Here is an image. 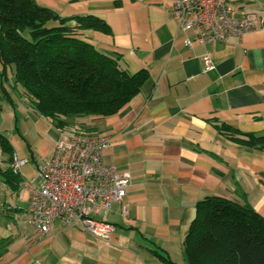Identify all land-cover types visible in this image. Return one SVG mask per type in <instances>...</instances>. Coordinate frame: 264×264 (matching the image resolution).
Segmentation results:
<instances>
[{
  "label": "crops",
  "instance_id": "obj_1",
  "mask_svg": "<svg viewBox=\"0 0 264 264\" xmlns=\"http://www.w3.org/2000/svg\"><path fill=\"white\" fill-rule=\"evenodd\" d=\"M35 1L62 17L104 20L110 32L85 29V40L130 73L147 69L149 78L117 115L74 119L109 135L103 162L132 175L122 202L99 216L116 226L106 240L59 220L45 235L31 224L28 180L39 159L52 155L60 129L13 84L11 69L6 100L0 76V130L25 160L19 191L0 181V264H166L155 251L187 264L184 240L205 196L248 203L264 217V151L215 126L264 132V0H229L235 16H255L257 28L212 46L200 44L195 30H181L173 0ZM206 53L215 66L209 71ZM7 157L0 151L4 164Z\"/></svg>",
  "mask_w": 264,
  "mask_h": 264
},
{
  "label": "trees",
  "instance_id": "obj_2",
  "mask_svg": "<svg viewBox=\"0 0 264 264\" xmlns=\"http://www.w3.org/2000/svg\"><path fill=\"white\" fill-rule=\"evenodd\" d=\"M85 29L110 32L104 20L92 15L62 17L35 0H0V76L5 99L12 101L5 87L11 69L13 84L37 113L61 131H91L74 119L117 115L140 94L149 72H128L118 57L86 41ZM215 122L219 133L231 141L264 151V132H243ZM0 151L8 156L6 164L0 160V181L19 191L22 177L11 166L14 150L2 130ZM155 254L166 264H177L166 254ZM184 255L187 264H264V217L248 203L205 196L196 203Z\"/></svg>",
  "mask_w": 264,
  "mask_h": 264
},
{
  "label": "built area",
  "instance_id": "obj_3",
  "mask_svg": "<svg viewBox=\"0 0 264 264\" xmlns=\"http://www.w3.org/2000/svg\"><path fill=\"white\" fill-rule=\"evenodd\" d=\"M172 14L181 30H195L198 42L205 46L239 41L257 28L256 17L235 16L229 0H173ZM202 59L205 71L215 67L208 53ZM110 143L111 137L103 132L60 130L52 155L39 159L27 184L30 222L40 235L59 220L97 238L111 239L115 224L99 216L122 202L132 175L103 162V151ZM24 162L14 155L11 166L19 171Z\"/></svg>",
  "mask_w": 264,
  "mask_h": 264
},
{
  "label": "rangeland",
  "instance_id": "obj_4",
  "mask_svg": "<svg viewBox=\"0 0 264 264\" xmlns=\"http://www.w3.org/2000/svg\"><path fill=\"white\" fill-rule=\"evenodd\" d=\"M3 115H4V118H5V116H6V113L4 112V113H3ZM7 125H8V124H7ZM7 125H6V126H7ZM3 128H6V127H5V126H3ZM2 161H3V160H2Z\"/></svg>",
  "mask_w": 264,
  "mask_h": 264
}]
</instances>
